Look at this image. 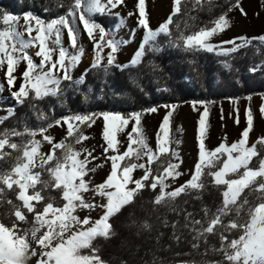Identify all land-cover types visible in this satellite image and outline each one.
I'll return each instance as SVG.
<instances>
[{
  "label": "snow or ice",
  "instance_id": "6c2138e0",
  "mask_svg": "<svg viewBox=\"0 0 264 264\" xmlns=\"http://www.w3.org/2000/svg\"><path fill=\"white\" fill-rule=\"evenodd\" d=\"M200 3L201 0H195L194 7ZM123 4L124 0H72L65 15L50 21H45L32 12L25 13L23 17L0 12V22L4 26L0 30V67L7 65V84L10 87L15 86L17 79L13 75L14 71L21 61H26V69L22 73L23 82L18 90L11 93L15 100L23 105L29 98L42 100L48 96H58L62 91L63 81L81 83L84 75L94 68L102 67L107 71L108 67L114 65L129 67L138 64L144 55V45L155 40L160 34L171 35L169 25L173 22L172 17L181 11V0H174L173 12L168 20L153 30L149 26L146 14V0H137L138 26L144 28L146 34L130 63L118 65L114 54L118 52L119 45L126 42L117 41L114 37L108 38V33L92 16L95 13L110 12ZM234 8L247 15L240 0H235L227 11L220 14L210 25L187 36L181 34L172 43L175 46H183L186 50L213 52L220 48L224 55L247 47L252 41L244 36L221 41L219 45L211 42L214 36L231 26L228 12ZM134 14L128 13L129 16ZM116 16L120 17V14L116 13ZM21 19L24 20L22 25ZM120 19L123 21V17ZM77 20L83 23L87 36L94 42V59L90 69H86L81 78L74 81L70 70L79 64L84 55L83 47L78 46L80 28ZM65 29L69 37V47L63 44ZM96 30L99 31V39L94 35ZM33 32L36 34L32 35ZM134 32L135 29L133 38ZM252 39L264 42V35ZM237 40L241 43H236ZM224 44L233 46L223 48ZM34 46L38 47L34 55L40 59L39 63H36L33 55L27 51ZM105 47L110 51L106 57L107 63L102 64L105 57L101 53ZM197 103L192 102L194 109ZM199 103H204L205 107L198 121V162L191 178L171 191H166L171 187L165 182L166 179L171 177L175 180L183 175L178 170L179 163H173V158L178 159L179 154L171 148L173 141L170 135V118L178 107L176 104L152 106L143 110L149 113L157 112L159 107L167 110L157 133V151L148 145L143 135L141 127L143 111H134L128 115L107 111L99 114H69L37 130L25 127L24 131L5 129L0 132V160L11 158L12 151H5L6 148L20 153L8 171L0 172V202L11 206L9 215L15 218L10 226L0 222V264H27L32 256L37 257V264H108V261L102 258L100 248L93 242L97 238L110 239L115 234L113 224L110 222L114 216L125 206L130 205L145 188L156 193L152 201L154 205H167L182 193L202 190L205 187L202 180L205 168L216 169L207 174L212 178L214 186L223 189L222 201L215 212H211L206 206L203 208L207 226H202L198 234H211L218 228H223L227 233L235 230L237 235L234 238H229V235L224 233L220 234L219 250L224 254L225 264H264V158L259 160L258 167H250L253 158L260 156L257 145L264 146V137H259L256 143L249 146V134L254 122L253 112L249 107L246 110V127L241 133V138L230 145L225 138V142L214 150H208L205 141L209 127L207 124L209 109L207 102ZM260 110L264 113V106ZM236 112L235 122L239 124V110L236 109ZM11 115L12 112H9L7 116L0 117V124ZM99 117H102L104 122L102 133L106 142L104 154L106 161L111 162V170L102 183L91 185V181L85 177L96 168H89L88 165L92 160L99 158L93 156L92 151L88 149L77 151L67 140L71 137L77 144L86 140L88 137L85 136L83 127H91ZM62 122L67 124V135L59 142H54L55 138L47 134L48 129L62 126ZM129 125H132L126 137L129 143L127 149L121 153L117 133ZM38 134L42 140L36 139ZM23 136L30 139L21 144L11 141L12 137ZM42 142L51 145L49 153L41 152ZM133 145L137 147L134 148ZM58 150L61 152L59 156ZM109 150L114 154L107 156ZM82 154L83 159L80 158ZM145 156L148 157L149 165L154 161H160L155 174L150 166L146 167L144 163L136 162ZM161 157L164 158L162 161ZM218 164L220 166L217 168ZM137 168L143 169L144 175L134 179L132 174ZM42 172H47L49 179L43 180ZM49 188L60 193L63 203L57 204L55 197H46L42 194ZM6 189L14 192L18 204L3 198ZM246 190L259 193L256 198L258 203L249 202L244 195ZM90 191L94 196L102 197L103 202L86 200L85 193ZM97 208L102 211L97 219L91 216L81 218L77 215L78 209ZM233 211L236 217L225 224L224 217L230 216ZM242 212L247 216L243 221L240 218ZM26 213L31 214L33 219L30 227L22 229L19 227L20 222L29 223ZM191 216L192 214L188 213V217ZM192 223L196 225L202 222L193 220ZM143 227L148 228L150 225L145 222Z\"/></svg>",
  "mask_w": 264,
  "mask_h": 264
},
{
  "label": "trees",
  "instance_id": "16d2710c",
  "mask_svg": "<svg viewBox=\"0 0 264 264\" xmlns=\"http://www.w3.org/2000/svg\"><path fill=\"white\" fill-rule=\"evenodd\" d=\"M194 2L181 1V11L172 17L173 22L169 25L171 35L160 34L144 45V55L134 66L114 65L108 67L107 71L102 67L91 69L81 83L63 81L58 96H48L42 100L29 98L23 105L12 103L9 96L0 97V106L10 107L9 112H12L0 124V132L5 129L24 131L25 127L37 130L69 114H99L107 111L128 115L164 104L203 101L209 105L223 99H241L264 93V42L259 39L248 38L251 44L228 55L206 50H186L172 43L181 34L187 36L210 25L235 0H201L195 7ZM71 3L72 0H0V12L21 17L32 12L50 21L65 15ZM92 18L105 29L108 38L113 37L116 17L95 15ZM3 27L0 22V30ZM90 66L86 69H90ZM81 76L73 80H79ZM87 128L84 126L83 132ZM170 135L173 141L171 148H174V132L171 131ZM28 139V136L12 137L11 141L21 144ZM67 142L73 146L76 144L71 137ZM5 151H12V156L0 160V172L8 171L15 157L20 154L7 148ZM257 151L260 156L253 158L250 167H258L259 160L264 158V146L257 145ZM57 155H61L59 150ZM163 159L161 157V161ZM178 160L179 157L173 158V163ZM159 165L160 161L150 165L154 174ZM214 170L205 168L202 176L205 187L202 190L182 193L167 205H154L152 201L156 193L148 188L142 190L130 205L111 219L115 234L110 239L97 238L93 242L100 248L102 258L108 264H225L224 254L219 250L220 234L234 238L236 231L227 233L223 228H218L211 234H198L202 226H207L203 208L206 206L215 212L222 201L223 189L214 186L207 174ZM42 179H49L47 172H42ZM42 194L55 197L57 204L63 203L57 190L45 189ZM244 195L250 203H258L256 198L259 193L246 190ZM3 198L12 200L14 204L19 203L14 192L7 189ZM10 210V205L0 202V222L8 226L15 220L9 215ZM188 213L192 216L188 217ZM26 215L29 223L20 222L19 227L22 229L30 227L33 219L31 214ZM235 217L233 211L230 216L224 217V223ZM240 218L243 221L247 216L242 212ZM193 220L202 223L194 225ZM145 222L150 227H143Z\"/></svg>",
  "mask_w": 264,
  "mask_h": 264
},
{
  "label": "rangeland",
  "instance_id": "374dc122",
  "mask_svg": "<svg viewBox=\"0 0 264 264\" xmlns=\"http://www.w3.org/2000/svg\"><path fill=\"white\" fill-rule=\"evenodd\" d=\"M182 1V0H181ZM241 6L247 13L243 15L238 8H234L231 12H228V19L231 22V26L227 28L224 32L217 36H214L211 40L213 44L219 45L221 41L231 40L235 37H260L264 35V0H240ZM137 0H124V4L116 9H112L110 12L105 13H95V15H109L117 18V23L114 28L113 37L117 41H125L126 43H121L119 45V50L114 55L116 56V64L123 65L124 63L130 62L134 53L138 50L143 38L146 34V30L138 26L139 13L136 7ZM174 0H146V14L149 21V26L153 30L157 29L162 23L167 21L169 15L173 12ZM135 13L129 16L128 13ZM116 13L123 17L121 21L120 17L116 16ZM23 17V16H22ZM20 24H24V20H20ZM77 24L80 28L79 42L78 46H82L84 49V55L82 56L79 64L71 69L72 78H78L84 72V70L90 66L94 59V42L87 36L85 30L83 29V23L77 20ZM134 38H133V30ZM22 30V29H21ZM36 33L33 32L32 35ZM94 35L99 39V31L96 30ZM236 43H241L237 40ZM63 44L65 47H69V37L67 30L63 32ZM51 46V45H50ZM233 45L224 44L223 48H230ZM74 49H70L73 51ZM30 55H33V59L36 63L40 62V59L35 57L34 53L38 51V47L34 46L27 50ZM110 51L109 48L105 47L101 55L105 57L102 64H106L107 54ZM215 53H221L222 50L217 48ZM92 56V61L88 60L87 57ZM26 69V61H21L13 75L17 77L15 81V86L10 87L7 84V65L0 67V97L9 96L12 103H17L15 98L11 95L12 92L18 90L20 84L23 82L22 73ZM193 101L185 102L178 105L173 113L171 119V131L174 132V150L179 154V172L183 175L177 177L173 180L171 177L166 179V183L171 185L166 191H171L175 187L183 185L186 181L191 178L194 172L195 165L198 162L199 157V147H198V121L200 115L204 111L205 104L199 103L203 101H196L195 109L193 108ZM264 106V93H258L250 95L241 99H223L208 105L209 115H208V132L205 141L206 148L208 150H214L222 142L231 144L241 138V133L246 127V110L250 107L253 112L254 122L253 129L249 134V146L256 143L259 137H264V113L261 112V107ZM10 107L0 106V117L8 115ZM236 109L239 110V120L240 123L237 124ZM167 110L163 107H159V110L155 113L144 112L142 118V129L143 135L147 139L148 145L154 150H158L157 133L159 126L166 115ZM223 114V119L221 116ZM104 122L102 117L96 119L95 123L91 127H88L84 132L85 136L88 138L81 143H76L73 147L79 151L82 149H88L92 151L93 156L99 159L92 160L89 163V168H96L94 172H89L88 176L85 177L86 180L91 181V185H97L102 183L111 170V162L106 161V156L104 154V148L106 147V142L103 140ZM132 125L122 132L117 133V139L120 142V152L122 153L127 149L129 141L127 140V134L131 131ZM49 135L55 138L54 142H59L64 136L67 135V124L62 126H53L48 129ZM134 135V134H133ZM37 140H42V137L38 134L36 136ZM122 145V146H121ZM51 145L47 142H42L41 152L49 153ZM114 153L109 150L107 156H111ZM81 159L84 158V154L81 155ZM91 159V158H89ZM137 163H144L146 167H149L148 157H143ZM103 165L102 167H97V165ZM133 178L138 179L144 175V170L137 168L133 172ZM86 200H94L96 203H102L103 198L100 196H94L90 191L85 193ZM102 211L97 208L95 210L78 209L77 215L81 218L85 216H91L93 219L99 218ZM39 251V249H37ZM37 257L32 256L27 264H36ZM179 264H189V263H179Z\"/></svg>",
  "mask_w": 264,
  "mask_h": 264
},
{
  "label": "bare ground",
  "instance_id": "6f19581e",
  "mask_svg": "<svg viewBox=\"0 0 264 264\" xmlns=\"http://www.w3.org/2000/svg\"><path fill=\"white\" fill-rule=\"evenodd\" d=\"M87 59L90 60V61H92V56H88Z\"/></svg>",
  "mask_w": 264,
  "mask_h": 264
}]
</instances>
